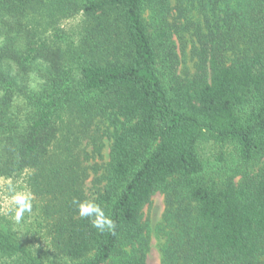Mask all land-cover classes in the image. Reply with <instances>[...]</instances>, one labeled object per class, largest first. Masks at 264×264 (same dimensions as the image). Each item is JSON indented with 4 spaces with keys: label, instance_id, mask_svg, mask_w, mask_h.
<instances>
[{
    "label": "trees",
    "instance_id": "obj_1",
    "mask_svg": "<svg viewBox=\"0 0 264 264\" xmlns=\"http://www.w3.org/2000/svg\"><path fill=\"white\" fill-rule=\"evenodd\" d=\"M197 71L177 72V19ZM113 132L94 202L88 144ZM120 119L122 121H120ZM264 0H0V264H150L143 209L166 193L163 264H264ZM89 163V164H88Z\"/></svg>",
    "mask_w": 264,
    "mask_h": 264
},
{
    "label": "rangeland",
    "instance_id": "obj_2",
    "mask_svg": "<svg viewBox=\"0 0 264 264\" xmlns=\"http://www.w3.org/2000/svg\"><path fill=\"white\" fill-rule=\"evenodd\" d=\"M178 28L174 29L173 40L177 53V72L184 78L193 77L197 71L198 57L195 52V35L193 29L182 18L177 19ZM120 121H122L120 119ZM116 120L109 116L100 117L93 126L88 144L84 146L90 153V176L86 181V190L90 201H94L97 191L103 187L102 175L105 173L109 160L110 149L113 142V132L120 126ZM88 163V164H89ZM264 165V158L251 165L252 170H257ZM2 180L0 179V184ZM167 207L166 193L158 190L143 209L142 221L150 238L148 261L150 264H163L162 245L165 236L158 230L164 219Z\"/></svg>",
    "mask_w": 264,
    "mask_h": 264
},
{
    "label": "clouds",
    "instance_id": "obj_3",
    "mask_svg": "<svg viewBox=\"0 0 264 264\" xmlns=\"http://www.w3.org/2000/svg\"><path fill=\"white\" fill-rule=\"evenodd\" d=\"M9 192L11 195L8 198L6 206L0 211H5L13 216L15 222L19 223L25 216V213L31 214L33 210L32 195L27 191H17L11 186V181H8ZM73 204L76 205L78 214L81 218L90 220L91 226L103 233L105 231L115 234L116 223L108 215H106L103 207L90 200L73 199Z\"/></svg>",
    "mask_w": 264,
    "mask_h": 264
}]
</instances>
